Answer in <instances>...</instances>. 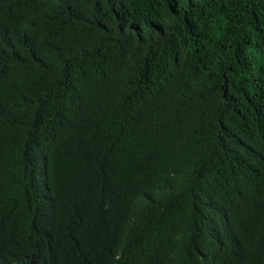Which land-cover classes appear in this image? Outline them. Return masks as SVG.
<instances>
[{"label":"trees","instance_id":"16d2710c","mask_svg":"<svg viewBox=\"0 0 264 264\" xmlns=\"http://www.w3.org/2000/svg\"><path fill=\"white\" fill-rule=\"evenodd\" d=\"M0 264H264V0H0Z\"/></svg>","mask_w":264,"mask_h":264}]
</instances>
